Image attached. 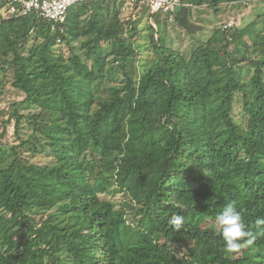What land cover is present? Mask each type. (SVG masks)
Returning <instances> with one entry per match:
<instances>
[{
  "label": "trees",
  "instance_id": "16d2710c",
  "mask_svg": "<svg viewBox=\"0 0 264 264\" xmlns=\"http://www.w3.org/2000/svg\"><path fill=\"white\" fill-rule=\"evenodd\" d=\"M181 1L217 11L248 0ZM113 4H78L56 25L31 14L0 27V84L10 71L25 95L7 123L19 139L23 122L33 130L10 148L6 127L0 134V264H264V31L238 28L230 53L217 30L189 57L159 37L157 62L140 75L123 28L94 25ZM191 10L177 8V24L188 28ZM71 40L82 54L66 59L56 45ZM245 63L248 81L236 69ZM27 146L52 163H31ZM117 195L120 207L107 199ZM229 203L256 235L232 253L215 220Z\"/></svg>",
  "mask_w": 264,
  "mask_h": 264
},
{
  "label": "rangeland",
  "instance_id": "374dc122",
  "mask_svg": "<svg viewBox=\"0 0 264 264\" xmlns=\"http://www.w3.org/2000/svg\"><path fill=\"white\" fill-rule=\"evenodd\" d=\"M182 4L190 5L191 16L189 17L190 26L185 28L180 26L175 21L174 14L161 13L152 16L148 9L139 4H132L125 1H117L115 11L107 17L106 23H95L94 25L100 30H104L105 26H121L128 41L134 46L136 52L135 71L142 75L147 73L157 62V52L155 49L159 37L166 38V45L171 47L188 57L198 48L199 43L207 42V40L215 33V31L225 30L229 41L228 52L232 53L235 49L233 42L237 41L238 28H244L249 24L256 23L257 27L264 31V0H248L245 3L237 4H223L220 5L217 11L204 5L201 7H193L189 3L182 2ZM187 8V7H186ZM176 9V8H175ZM88 17L83 21L85 26ZM232 28L227 29V27ZM53 30V28H52ZM154 30V31H153ZM158 32V33H157ZM248 44L250 41L247 37L244 38ZM260 47L264 48V42L260 43ZM56 49L61 52L65 58L72 56H80L82 51L76 41L71 40L67 45L65 42H57ZM237 72L242 74L244 80H249L252 77L253 70L249 64L245 63L236 66ZM9 77H4L2 84H0V134L3 133L6 127V135L2 138L1 144L6 148L18 145L21 140H28L29 136L33 135L31 127L23 122L20 128V138L15 134L14 120L7 123L9 112L12 104L20 102L25 98V95L12 88L11 72L6 74ZM3 78L0 72V80ZM115 85L122 82L123 75L116 71ZM241 108L239 104L234 105V115L236 122L242 121L240 116ZM20 115L27 116L29 114L37 113L38 110L33 107H20ZM24 154H28L26 158L31 163L38 165H46L52 163V158L44 154L34 156L33 149L27 146L23 149ZM112 200L118 207L125 201L121 195L107 197ZM43 212L34 213L39 219ZM134 217H130V219Z\"/></svg>",
  "mask_w": 264,
  "mask_h": 264
},
{
  "label": "built area",
  "instance_id": "2783aa9c",
  "mask_svg": "<svg viewBox=\"0 0 264 264\" xmlns=\"http://www.w3.org/2000/svg\"><path fill=\"white\" fill-rule=\"evenodd\" d=\"M95 0H0V27L4 22L36 14L53 25L66 19L71 8ZM145 6L151 15L173 14L177 8L191 7L181 0H117ZM176 8V9H175ZM232 26L227 27V29Z\"/></svg>",
  "mask_w": 264,
  "mask_h": 264
},
{
  "label": "clouds",
  "instance_id": "9594fccd",
  "mask_svg": "<svg viewBox=\"0 0 264 264\" xmlns=\"http://www.w3.org/2000/svg\"><path fill=\"white\" fill-rule=\"evenodd\" d=\"M218 235L221 236L225 250L229 253L238 252L243 246H252L256 235L247 229L241 212L231 203L226 205L215 217ZM181 218L177 217L175 224L179 226ZM256 225H264V219H257ZM264 235V233H261Z\"/></svg>",
  "mask_w": 264,
  "mask_h": 264
}]
</instances>
